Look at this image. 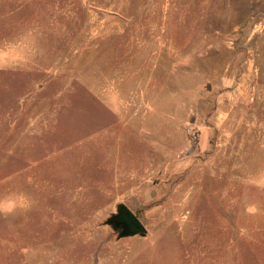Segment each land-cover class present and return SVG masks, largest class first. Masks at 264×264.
I'll list each match as a JSON object with an SVG mask.
<instances>
[{
  "label": "rangeland",
  "instance_id": "1",
  "mask_svg": "<svg viewBox=\"0 0 264 264\" xmlns=\"http://www.w3.org/2000/svg\"><path fill=\"white\" fill-rule=\"evenodd\" d=\"M0 264H264V0H0Z\"/></svg>",
  "mask_w": 264,
  "mask_h": 264
},
{
  "label": "water",
  "instance_id": "2",
  "mask_svg": "<svg viewBox=\"0 0 264 264\" xmlns=\"http://www.w3.org/2000/svg\"><path fill=\"white\" fill-rule=\"evenodd\" d=\"M114 230H119V236L134 235L144 233L145 229L141 223L135 218L132 212L123 204L117 206V211L112 214L107 220Z\"/></svg>",
  "mask_w": 264,
  "mask_h": 264
},
{
  "label": "flooded vegetation",
  "instance_id": "3",
  "mask_svg": "<svg viewBox=\"0 0 264 264\" xmlns=\"http://www.w3.org/2000/svg\"><path fill=\"white\" fill-rule=\"evenodd\" d=\"M121 229H119V231H120Z\"/></svg>",
  "mask_w": 264,
  "mask_h": 264
}]
</instances>
